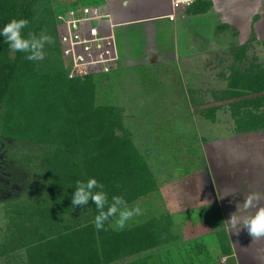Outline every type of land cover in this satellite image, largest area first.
<instances>
[{"label": "trees", "instance_id": "obj_1", "mask_svg": "<svg viewBox=\"0 0 264 264\" xmlns=\"http://www.w3.org/2000/svg\"><path fill=\"white\" fill-rule=\"evenodd\" d=\"M40 1L0 0V29L12 18H26L25 34H36L34 7ZM198 3L201 9L210 5ZM53 31L55 42L45 46L42 61L13 53L0 36V139L39 148L21 164L0 152V201L7 217L0 259L22 253L25 264H134L176 242L173 221L156 212L157 180L124 125L115 79L109 72L69 78ZM250 41H257L254 33L226 79V92L216 94L221 102L201 112L215 119L216 110L226 107L237 128L264 130V63L249 57ZM144 81L153 91L156 81ZM165 146L174 157L176 150ZM89 178L104 184L109 200L122 195L141 214L123 229L109 218L97 230L94 202L71 203L76 181Z\"/></svg>", "mask_w": 264, "mask_h": 264}, {"label": "crops", "instance_id": "obj_2", "mask_svg": "<svg viewBox=\"0 0 264 264\" xmlns=\"http://www.w3.org/2000/svg\"><path fill=\"white\" fill-rule=\"evenodd\" d=\"M88 1L111 16L118 52L116 65L109 71L111 76L114 79L128 78V73L132 72L129 69L148 66L156 61L179 63L185 68H181V71L186 73L188 79H193L188 87L191 89L189 101L191 109L197 111L212 105L211 100L206 102L201 95V79L207 76L203 63L215 61L222 51H230L234 55H226L227 58L238 61L239 53L245 47V29L248 30V38L254 33L260 44L264 39V0H202L210 4L206 9H201L203 5L198 0L178 9L172 8V0ZM73 2L79 3L78 0ZM235 35L241 39L237 44L233 40ZM233 45L237 47L232 48ZM244 55L241 60L245 61ZM229 74L220 71L219 76L217 72L215 77L227 79ZM226 90L224 84L213 85L207 93L212 94L215 101L216 94ZM219 122L227 133L212 136L210 141L205 142L204 152L221 224L214 226L206 209L207 217H203L197 203L181 197L184 202L180 204L182 208L179 212H183L184 217H179L176 241L180 238L184 242L195 240L200 249L208 244L206 250L209 255L218 257L220 254L224 257L223 264H264V237L253 239L246 229L237 235L230 232L224 223L237 210V203H242L250 191L264 192V130L237 128L234 121H212L216 124ZM230 187L236 189V196H224L225 190ZM178 189L186 190L182 186ZM261 203L264 204V201ZM195 207L198 209H193ZM219 232H223V235H219ZM180 244L181 241L177 248L183 246V254L179 249V256L186 258L191 244ZM171 245L163 248V252L170 251ZM167 259L169 262L166 264H175L174 260ZM203 260L202 264H206L207 259L203 257Z\"/></svg>", "mask_w": 264, "mask_h": 264}, {"label": "rangeland", "instance_id": "obj_3", "mask_svg": "<svg viewBox=\"0 0 264 264\" xmlns=\"http://www.w3.org/2000/svg\"><path fill=\"white\" fill-rule=\"evenodd\" d=\"M78 1L79 3H74L73 0H41L38 2L34 7L35 19L33 22L36 35L39 36L42 31H45L54 38L53 30L55 28L57 32L59 28L58 15L68 9L78 8L84 4L94 5V3H89L88 0ZM259 10L257 9V11ZM262 21L257 26L258 30L261 28ZM91 23L97 25L96 20L91 21ZM247 31L245 29V42L248 39ZM233 40L237 44L241 39L240 36L235 35ZM235 47L237 46L233 45L232 48ZM218 54L220 56L216 60L214 59L215 61L203 63L204 71L207 73L205 75L207 76L201 79L202 99H206V102L211 100L212 105H217L221 101H214V96L207 93L209 87L227 84L226 79L216 78V73L218 72V76L220 71L230 73L232 66L237 61L231 60V57L227 58L226 55L232 54L230 51L228 53L222 51ZM248 55L249 57L254 56L259 62L264 63V45L258 41H250ZM237 59L239 60V56ZM61 60L63 64V59L61 58ZM241 63L244 65L245 61L242 60ZM64 68L66 69L65 66ZM181 68H184V66H179V63L177 64L174 61H156L148 66L142 65L129 69L132 70L128 73L130 77L115 79L113 84L118 89L116 101L123 108L124 125L130 129L133 142L146 156L157 180L156 212H159L158 216L170 214L173 221L170 229L176 237L179 233V217H184L183 212H179L182 208L180 204L184 202L182 198L197 203L200 215L203 217H207L204 212L206 209L214 226L219 227L221 224L219 223V207L215 200L213 187H211V184H213L212 177L206 162L204 148L206 146L205 142L210 141L212 136L227 133L220 122L216 124L212 121H233L226 107L216 110L215 119L212 117L205 118L201 110L191 109V102L189 101L191 89H188V87L193 79H188ZM111 74L109 73V76ZM210 75L213 77H209ZM149 77L156 81V86L154 85V88H152L153 91L149 90L152 85L144 81ZM156 135H160L165 142L157 139ZM0 140L2 141V139ZM165 145H169L176 150L174 157L170 155V151ZM181 147L183 148L180 150ZM0 152L5 153L6 157L14 160L15 164H21V159L25 154L36 155L39 148L34 144L3 140L0 145ZM177 185H179V188L180 186L184 187L185 192L184 189H178ZM176 192H180V194H176ZM3 205L4 202L0 201V239L3 236L7 221ZM201 206L205 208L202 209ZM193 209H198V207ZM191 211L193 210L191 209ZM187 224L189 225V223ZM219 235H223V232H219ZM179 241L184 245L191 244L189 255L186 258L183 255L179 256V249L183 254V246L177 248ZM208 247L209 245L206 244L203 246L204 249H200L195 240L184 242L180 238L171 245L170 251L163 252L162 249L151 255L136 259L133 263L166 264L169 262H167V258H169V260H174L175 264H202L204 260H201L204 257L207 259L206 264H223L225 262L224 257H221L220 254L218 257L210 256L206 250ZM0 264H25V261L22 253H19L12 257L1 258Z\"/></svg>", "mask_w": 264, "mask_h": 264}, {"label": "clouds", "instance_id": "obj_4", "mask_svg": "<svg viewBox=\"0 0 264 264\" xmlns=\"http://www.w3.org/2000/svg\"><path fill=\"white\" fill-rule=\"evenodd\" d=\"M29 24L26 18H12L0 29V36H3L4 43L13 53H25L29 61H42L46 55L45 46L54 43V38L45 31L39 36L33 32L25 34ZM104 187L95 178L77 180L72 207L87 205L91 200L98 211L94 218L97 230H103L109 218H115V225L123 229L129 220L141 214V209L138 206L129 207L122 195H114L109 200ZM224 196H236V189L227 188ZM261 201H264V192L250 191L244 196L243 202L237 203V210L224 222L230 232L238 235L242 229H246L253 239L264 237V204Z\"/></svg>", "mask_w": 264, "mask_h": 264}, {"label": "built area", "instance_id": "obj_5", "mask_svg": "<svg viewBox=\"0 0 264 264\" xmlns=\"http://www.w3.org/2000/svg\"><path fill=\"white\" fill-rule=\"evenodd\" d=\"M196 0H172V8L191 5ZM110 14L97 6L71 8L57 16L60 55L69 78L108 73L118 52ZM96 20L97 25L91 21Z\"/></svg>", "mask_w": 264, "mask_h": 264}]
</instances>
